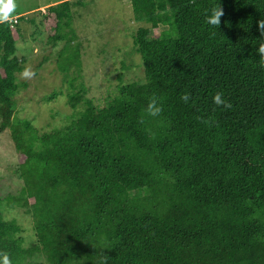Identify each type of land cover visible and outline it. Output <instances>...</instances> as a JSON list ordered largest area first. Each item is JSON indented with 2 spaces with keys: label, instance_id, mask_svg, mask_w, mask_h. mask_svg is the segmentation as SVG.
Returning a JSON list of instances; mask_svg holds the SVG:
<instances>
[{
  "label": "trees",
  "instance_id": "1",
  "mask_svg": "<svg viewBox=\"0 0 264 264\" xmlns=\"http://www.w3.org/2000/svg\"><path fill=\"white\" fill-rule=\"evenodd\" d=\"M131 2L136 21L163 27L133 35L145 80L120 84L103 107L81 83L67 96L84 109L52 131L16 114L24 61L10 18L25 17L0 22V136L9 130L23 156L24 183L0 195V252L11 264H264V0ZM71 8L49 6L50 40H66L58 67L77 68L75 88ZM212 8L218 26L206 22ZM217 92L230 107L213 103ZM153 97L157 117L144 111ZM4 203L32 216L36 243L24 245Z\"/></svg>",
  "mask_w": 264,
  "mask_h": 264
},
{
  "label": "rangeland",
  "instance_id": "2",
  "mask_svg": "<svg viewBox=\"0 0 264 264\" xmlns=\"http://www.w3.org/2000/svg\"><path fill=\"white\" fill-rule=\"evenodd\" d=\"M55 1L60 0H12L15 8L8 14L12 17L24 12L22 16L25 17L14 25L21 30L16 48L17 55L24 61V69L18 73V78L25 84L17 94L16 114L30 119L40 132L63 127L79 115L84 105L71 107L67 94L76 91L81 83L87 88L86 96L103 107L119 93L120 84L144 81L145 67L135 50L133 35L143 26L150 27L153 34L163 29L136 21L131 0H70L71 28L75 32L72 44H79L81 61L80 77L75 82L76 87L71 88L67 79L77 73V68L73 66L67 75L58 67L59 54L66 40H50L55 24L51 25L53 14L49 6ZM4 3L7 0L0 3V9ZM3 14L0 10V15ZM55 91L61 94L49 100ZM22 160L10 131L6 130L0 136V195L3 197L21 192L24 183L18 169ZM2 209L7 219L21 224L24 245L29 247L36 243L33 218L23 206L4 203ZM37 259L45 261L42 255Z\"/></svg>",
  "mask_w": 264,
  "mask_h": 264
},
{
  "label": "clouds",
  "instance_id": "3",
  "mask_svg": "<svg viewBox=\"0 0 264 264\" xmlns=\"http://www.w3.org/2000/svg\"><path fill=\"white\" fill-rule=\"evenodd\" d=\"M0 3H3V0H0ZM14 8H15V5L12 3V0H7V3H4L3 8L0 9L4 13L3 15H0V22H4L8 20L9 19L8 14L11 13L14 10ZM221 15H222L221 8H212L210 10V15L206 16V22L208 24L218 26L220 24ZM257 26H258L260 35L264 36V20H258ZM257 52L259 53L261 58L264 59V44L260 45V47L257 49ZM25 75H28V73L25 72ZM222 96H223V93L217 92L213 97V103L216 105H222L224 108L230 107L231 105L225 99H222ZM189 99H190V95L188 93H185L181 96V100H183L185 103H187ZM144 111L147 116H150V117L159 116L162 111V108L158 102V99L153 97L146 105V108ZM0 264H11V261L7 253L0 252Z\"/></svg>",
  "mask_w": 264,
  "mask_h": 264
},
{
  "label": "built area",
  "instance_id": "4",
  "mask_svg": "<svg viewBox=\"0 0 264 264\" xmlns=\"http://www.w3.org/2000/svg\"><path fill=\"white\" fill-rule=\"evenodd\" d=\"M43 11H45V9H43ZM10 21H11V23H12L13 25L16 24V23H18V16L13 17V18H10Z\"/></svg>",
  "mask_w": 264,
  "mask_h": 264
},
{
  "label": "crops",
  "instance_id": "5",
  "mask_svg": "<svg viewBox=\"0 0 264 264\" xmlns=\"http://www.w3.org/2000/svg\"><path fill=\"white\" fill-rule=\"evenodd\" d=\"M58 2H61V0H60V1H57V3H58ZM54 3H56V1H55ZM41 9H44V8H41ZM20 14L22 15V14H24V12H23V13H20Z\"/></svg>",
  "mask_w": 264,
  "mask_h": 264
}]
</instances>
